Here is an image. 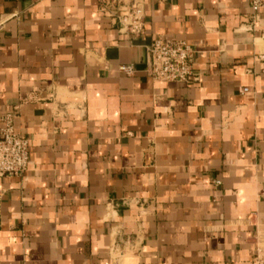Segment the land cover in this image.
<instances>
[{
	"label": "crops",
	"instance_id": "obj_1",
	"mask_svg": "<svg viewBox=\"0 0 264 264\" xmlns=\"http://www.w3.org/2000/svg\"><path fill=\"white\" fill-rule=\"evenodd\" d=\"M139 1L135 37L101 0H0V128L13 113L30 140L0 177V264H251L264 245V9L251 30L250 0ZM157 38L192 47L198 82L148 75Z\"/></svg>",
	"mask_w": 264,
	"mask_h": 264
},
{
	"label": "built area",
	"instance_id": "obj_2",
	"mask_svg": "<svg viewBox=\"0 0 264 264\" xmlns=\"http://www.w3.org/2000/svg\"><path fill=\"white\" fill-rule=\"evenodd\" d=\"M165 3L169 0H155ZM251 30L261 21V12L264 9V0H250ZM100 11L118 25L121 33L135 37L140 36L145 28L146 11L139 0L124 2L121 0H101ZM5 21L0 20V31ZM264 58V55L261 56ZM195 51L186 42L157 38L148 47V75L159 83L192 84L199 81L194 72ZM122 73L134 75L133 66L122 65ZM248 93L249 89H242ZM0 128V177L21 176L30 165V140L19 134L15 128V114L10 113L2 117ZM220 185V181H216ZM1 208V197H0ZM251 264H264V245H258Z\"/></svg>",
	"mask_w": 264,
	"mask_h": 264
}]
</instances>
